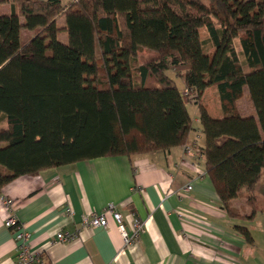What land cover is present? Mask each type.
I'll list each match as a JSON object with an SVG mask.
<instances>
[{
  "label": "trees",
  "instance_id": "1",
  "mask_svg": "<svg viewBox=\"0 0 264 264\" xmlns=\"http://www.w3.org/2000/svg\"><path fill=\"white\" fill-rule=\"evenodd\" d=\"M62 1L0 0L10 8L0 13V189L46 168L183 144L193 103L222 209L252 218L255 193L264 199V0ZM142 49L151 54L140 63ZM208 87L217 118L201 101ZM244 89L255 117L236 106ZM242 193L250 216L231 205ZM234 229L252 242L245 225Z\"/></svg>",
  "mask_w": 264,
  "mask_h": 264
},
{
  "label": "crops",
  "instance_id": "2",
  "mask_svg": "<svg viewBox=\"0 0 264 264\" xmlns=\"http://www.w3.org/2000/svg\"><path fill=\"white\" fill-rule=\"evenodd\" d=\"M0 5L1 14H8L9 4ZM211 88L205 89L201 101L217 118L221 110L216 91L215 111L206 97ZM195 108L199 126L191 120L185 143L169 150L80 160L3 185L0 264H14L23 242L40 252L45 264H264V245L252 235L251 243L245 241L234 229L237 219L227 217L220 205L200 153L203 134ZM189 183L190 192L178 195ZM108 203L115 204L128 228L134 217L144 223L138 239L124 244L109 216L107 229L81 227L84 214ZM10 215L27 234L26 240L16 239V228L6 226ZM59 231L75 237L53 242Z\"/></svg>",
  "mask_w": 264,
  "mask_h": 264
},
{
  "label": "built area",
  "instance_id": "3",
  "mask_svg": "<svg viewBox=\"0 0 264 264\" xmlns=\"http://www.w3.org/2000/svg\"><path fill=\"white\" fill-rule=\"evenodd\" d=\"M192 189L191 184H186L179 190L178 195H181L182 193L190 192ZM9 206L13 205V202H7ZM109 216L112 222L115 223L116 228L118 230V234L121 235L124 244H128L130 242L135 241L138 239L140 234L144 231V223L140 221L138 218H133L131 223V228H128V226L125 224L124 221H122V216L119 213V211L116 209L115 204L108 203L106 204L100 211L98 212H92L90 214H84L82 216L81 220V227L83 228H108L109 222L108 218ZM6 226L16 228L17 234L16 239L18 240H26L25 237H27V234L23 232L21 229V226H19L16 218L12 215H10L6 222ZM53 242H68L74 239V234L66 231H59L56 233V236H54ZM18 253L16 256V261L14 264H45L44 258L40 252L30 250L29 244L22 243L18 247Z\"/></svg>",
  "mask_w": 264,
  "mask_h": 264
},
{
  "label": "rangeland",
  "instance_id": "4",
  "mask_svg": "<svg viewBox=\"0 0 264 264\" xmlns=\"http://www.w3.org/2000/svg\"><path fill=\"white\" fill-rule=\"evenodd\" d=\"M3 10H4L3 5H0V13H2ZM62 22H63V19H60L58 21V25L59 26L62 25ZM199 33H200L202 40L209 38L207 32H205L204 29L200 30ZM29 35H30V31L25 30V29L22 30L20 41L25 42V40L29 37ZM59 37H60V39H62L63 42H65V39H64L65 34L59 35ZM237 43H238V41L234 40L233 44L235 45L236 50L239 51V44H237ZM150 54L151 53L145 49L140 50L138 53L137 61L140 63H143L146 59L149 58ZM243 69L246 70V67H244ZM165 72L167 73L168 76H170L175 81L174 83L176 84V86L180 90H182L183 89V83L181 81V78L177 74H175V72L172 70H168ZM214 90H213V88H211L207 91V94H206L207 95L206 97L209 99L208 100L209 103H211L210 107L212 108L213 111H215L217 108ZM243 93L244 94H243L242 98L239 99L236 106L242 115L255 117V111H254V108L251 105V102L249 100L247 90L244 89ZM195 107H196L195 104L187 103L185 108H187V111L189 112V115L191 117L190 120H192L193 125L195 127H197V126H199V124H198L197 120H195L196 115H197ZM218 111H219V109H218ZM261 195L262 194L260 191H257L255 193V197H256L255 212H254V215H252V218H246L244 220H237L236 222L239 223L240 225H245L247 227V229L249 230V232H251V235L254 238L253 241H255L256 243L264 245V201H263L264 199L261 197ZM245 200H246V196L243 195V193H242L241 196L236 198L233 205H235L237 211L241 215L250 216L252 213V207L249 206L248 204H245Z\"/></svg>",
  "mask_w": 264,
  "mask_h": 264
}]
</instances>
